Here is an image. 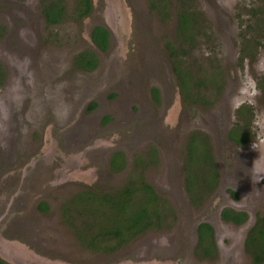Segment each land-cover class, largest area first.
I'll return each mask as SVG.
<instances>
[{
    "label": "rangeland",
    "instance_id": "rangeland-1",
    "mask_svg": "<svg viewBox=\"0 0 264 264\" xmlns=\"http://www.w3.org/2000/svg\"><path fill=\"white\" fill-rule=\"evenodd\" d=\"M52 3L64 9L57 24H48L43 14ZM108 3L92 0L90 14L79 19L74 0H0V101L9 100L17 81L25 92L22 105L9 102L7 120L0 113V197L12 193L19 199L26 193L24 220L11 206L20 225L0 229V237L63 264H251L243 237L264 217V0ZM181 11L194 17L190 39L184 37L190 25L184 29L188 35L177 30ZM94 26L111 33L95 79L74 67L82 51L100 55L89 41ZM247 41L252 48L247 49ZM179 73L187 79L184 90ZM211 77L213 85H200ZM102 81L109 87L105 93ZM152 88L160 96L153 108ZM49 97L72 104L67 120L56 119ZM163 100L171 109L165 124ZM37 102L42 113L36 111ZM93 103L96 108L90 111ZM141 107L147 128L144 120L132 122ZM239 109L248 112L237 116ZM236 124L250 136L247 146L228 139ZM192 135L208 143L219 183L194 203L190 199L197 194L187 193L183 173ZM148 148L156 150V162L141 158L144 163L137 167L134 158ZM114 151L124 155V168L111 167ZM258 182L260 195L254 191ZM141 183L167 202L160 228L119 248L113 241L98 249L80 243L74 226L113 228L120 219L118 203L124 207L118 192ZM224 188L237 195L230 206L247 213L246 225L236 227L218 217L223 199L216 189ZM136 196L140 204V190ZM42 204L47 211L39 209ZM200 221L214 231L215 252L206 259L194 255Z\"/></svg>",
    "mask_w": 264,
    "mask_h": 264
},
{
    "label": "trees",
    "instance_id": "trees-1",
    "mask_svg": "<svg viewBox=\"0 0 264 264\" xmlns=\"http://www.w3.org/2000/svg\"><path fill=\"white\" fill-rule=\"evenodd\" d=\"M56 1L58 2V0ZM74 2L76 4L74 14L77 18L81 19L90 14L92 10V0H74ZM43 14L48 24H57L63 17L64 9L57 3H52L44 9ZM193 24L194 17H190L181 11L180 15L177 17V30L179 34H183V36L189 34V36L184 37L190 39L192 37ZM189 25L190 28L192 27V30L188 32V34H185L184 29ZM260 26L264 28L263 20ZM91 39L98 49L105 51L109 48V33L103 27L95 26L91 32ZM247 44V49L252 48L248 41ZM247 49H245V51ZM74 65L78 69L90 71L97 66V59L92 51H85L81 55H78L77 59L74 61ZM178 80L180 87L184 90L187 85V79L185 80L184 76L179 73ZM261 81L260 88L264 96V78ZM214 82L215 78H206L200 82V85H213ZM237 112V116H241L243 113H247L248 110L239 109ZM236 127L237 129H232L228 132V139L242 147L247 144L250 136L246 134V130L242 125L238 124ZM115 158L116 156L111 159V164L113 166L117 164ZM217 185L218 173L208 143L200 139L198 135H192L187 145V155L184 163L185 190L190 196L197 194L195 199H190L191 202L194 203L195 200H200L203 194L213 192ZM140 186L141 187L137 186L133 188L127 187L125 190H120L118 192L119 200L123 202L124 207L118 203V212L121 214L118 224L113 225V228L108 229L109 227L103 228L102 226H98L100 228L95 229V227L91 225H86L85 230H83L74 226L73 229L78 231L76 237L80 243L87 247L98 249L100 248L99 246H103L104 242L113 241L116 243L117 248H119L148 230L160 228L163 223L161 210L163 206H167V202L165 199L157 196L147 184L141 183ZM139 190L143 195L140 204L139 198L136 199V193L139 192ZM232 195L236 197V194L233 193ZM134 203L137 206L136 209L132 207ZM39 209L47 211L44 204H42ZM88 215H90L92 219L95 218L97 220L96 222L101 223L99 220L100 216H95L93 213ZM220 218L223 222H231L235 225H239L247 219V216L241 212L224 209L220 214ZM94 230L97 231L95 236L92 235L88 237L91 231ZM196 234L197 242L194 255L196 257L210 258L215 252V239L212 227L207 223H200L196 228ZM244 246L246 253L250 257L251 264H264V217L259 218L256 224L250 229L245 239ZM0 264L5 263L0 261Z\"/></svg>",
    "mask_w": 264,
    "mask_h": 264
},
{
    "label": "flooded vegetation",
    "instance_id": "flooded-vegetation-1",
    "mask_svg": "<svg viewBox=\"0 0 264 264\" xmlns=\"http://www.w3.org/2000/svg\"><path fill=\"white\" fill-rule=\"evenodd\" d=\"M95 27V26H94ZM93 27V28H94ZM93 28H92V30H93ZM92 30H91V32H92ZM96 48H97V46H96ZM98 49V48H97ZM109 49V48H108ZM108 49L107 50H105V51H102V50H100V49H98L99 51H100V55L99 56H97V55H95V53H94V55L96 56V59H97V66L93 69V70H90V71H85V72H90V73H92V75H91V77L93 78V79H95V77H96V75H97V73H96V71L98 70L97 68L98 67H100V63H101V61H102V59H101V57H102V55L104 54V53H106V52H108ZM87 51V50H86ZM88 51H90L91 52V50H88ZM85 51H82L81 53H79V54H77L76 55V57L74 58V61H75V59H77V57H78V55H81L82 53H84ZM74 67H76L75 65H74ZM77 68V67H76ZM103 77H107V75H106V73H104L103 71H102V78ZM101 78V79H102ZM102 85H107V83L105 82V81H102ZM109 89V87H108V85H107V89H105L104 91H103V93H105V92H107V90ZM162 95H164L163 94V92H162ZM132 98V96H127V99H131ZM148 98V97H147ZM149 98H150V100L151 101H149V99H148V101H149V104H150V106L153 108V106H157L158 104H159V102H160V96H159V94H158V90L157 89H155V88H152L151 89V91H150V93H149ZM163 99H164V96H163ZM108 101V103H109V99L107 100ZM163 103H164V107H165V109H164V111H165V116H164V119H165V121H163V123L165 124V122H166V118H168V115L169 114H171V109H169L168 107H166V105L168 106V102L167 101H165V100H163ZM95 103H93V104H91L90 106V108H91V110L90 111H93L95 108H96V104L94 105ZM153 105V106H152ZM130 108H131V106H129ZM142 114H145V111H144V109L141 107V108H139V116H138V118L140 119V120H138V118L137 117H132V122H136V121H142V120H147L148 118L147 117H145V115H144V117H142ZM132 116H134V115H132ZM103 120H106V121H108V118L107 117H105V119H103ZM148 123H147V121H145V122H143V124H142V126H146ZM237 126H238V124H236ZM236 125H235V128L234 129H237V127H236ZM140 124H139V129L141 130V129H143V127H142ZM148 126H146V128H147ZM134 137H137L136 135H134ZM249 142H250V139H248V141H247V144H246V146L249 144ZM234 145H236V146H238L237 144H235V143H233ZM245 146V145H244ZM238 147H241V146H238ZM146 151V153L145 154H141V155H138L137 156V158H134V160H133V162H135V163H139V165H137V167H140V165L142 166V163H144V162H146V163H155L156 162V156H157V153H156V150L155 149H153V148H148L147 150H145ZM121 155V156H119V155ZM186 155H187V148H186ZM114 156H116V158H115V160H116V163L117 164H115L114 166L111 164V159H112V157H114ZM141 158H143L145 161L143 162L142 160H141ZM25 159V158H24ZM110 165H111V167H117L118 169H121V168H124L125 167V159H124V155L121 153V151H114L112 154H111V157H110ZM22 167H26L27 165H26V161H24L23 162V164L21 165ZM107 169V168H106ZM16 172L18 173L19 171H18V169L16 170ZM12 173H14V171L12 172ZM183 173H184V167H183ZM12 176H14L13 174H12ZM25 177V176H24ZM37 177H38V175H37ZM36 177V178H37ZM219 184V183H218ZM52 185H55V184H53L52 183ZM218 186V185H217ZM258 187H254V191L256 192V193H258V190L261 188V185L259 184V182H258V185H257ZM124 190V189H123ZM232 190V189H231ZM230 189H228L227 191L228 192H226L225 193V188H224V190L223 191H220V190H217L216 189V193H219L220 194V196H221V199H223V201H220V203H219V206H218V217L220 218V214H221V212L224 210V209H231V210H234L235 212H241V213H244V214H246V216H247V219L244 221V222H242L241 224H239V225H235V224H233V223H231V222H229V224H232L233 226H236V227H238V226H244V225H246L247 223H248V221H249V218H248V215H247V213L244 211V210H241V209H239V208H233L232 206H230V201L232 200V194L234 193L235 194V192H233V191H231ZM2 194H8L7 192H4L3 190H2V192H1ZM89 194V193H88ZM90 194H92V193H90ZM225 194H227L226 196H225ZM259 194V193H258ZM260 195V194H259ZM1 196V195H0ZM21 197H19V199H18V197H17V194H12V193H10L8 196H5V197H0V216H4V221H1L0 222V229H4V231H6L7 229L8 230H10V229H13V228H16V227H18L20 224H19V222L17 221V219H16V217L11 213L12 212V210H10V207L11 206H13V207H17V214L20 216V219H21V221L22 220H24V218H25V215H26V212L25 211H21V209L23 208V206L24 207H26V193L24 194V195H20ZM237 196V195H236ZM230 207V208H229ZM15 209V208H14ZM24 217V218H23ZM8 219V220H7ZM221 219V218H220ZM6 220H7V222H6ZM257 221V220H256ZM200 223H206L205 221H200L198 224H197V226L200 224ZM227 223V222H226ZM208 224V223H207ZM256 223L254 222V224L249 228L248 227V229H247V232L245 233V235H244V237H243V243H245V239H246V237L248 236V232L250 231V229L255 225ZM208 225H210V224H208ZM197 226H196V228H197ZM210 227H211V225H210ZM213 229V228H212ZM213 234H214V231H213ZM197 242V241H196ZM244 249H245V246H244ZM203 259H206L205 257H203Z\"/></svg>",
    "mask_w": 264,
    "mask_h": 264
},
{
    "label": "clouds",
    "instance_id": "clouds-1",
    "mask_svg": "<svg viewBox=\"0 0 264 264\" xmlns=\"http://www.w3.org/2000/svg\"><path fill=\"white\" fill-rule=\"evenodd\" d=\"M27 59V58H26ZM31 83V81H30ZM58 88L62 86H57ZM25 99V92L23 86L17 81L11 86V93L8 101H0V113H2L4 120L9 118L10 106L9 102L12 105H22L23 100ZM50 100H54L53 104V114L57 120H67L72 113V104L67 100L60 97H49ZM36 111L39 113L43 112V106L41 103L37 102L35 105Z\"/></svg>",
    "mask_w": 264,
    "mask_h": 264
},
{
    "label": "water",
    "instance_id": "water-1",
    "mask_svg": "<svg viewBox=\"0 0 264 264\" xmlns=\"http://www.w3.org/2000/svg\"><path fill=\"white\" fill-rule=\"evenodd\" d=\"M108 6L109 0H105ZM111 35L109 29L103 27ZM91 45L96 47L91 39V32L89 35ZM35 255L32 251L28 250L23 244L14 241H7L0 237V261L5 264H63L49 262Z\"/></svg>",
    "mask_w": 264,
    "mask_h": 264
}]
</instances>
